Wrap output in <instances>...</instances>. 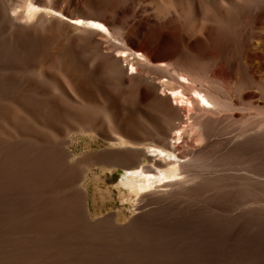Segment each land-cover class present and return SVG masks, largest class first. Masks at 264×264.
<instances>
[{"label": "bare ground", "instance_id": "1", "mask_svg": "<svg viewBox=\"0 0 264 264\" xmlns=\"http://www.w3.org/2000/svg\"><path fill=\"white\" fill-rule=\"evenodd\" d=\"M0 120L17 131L0 144L66 160L73 134L111 143L68 171L77 184L86 164L124 170L136 210L212 185L235 240L264 214V0H0ZM73 195L85 206L86 189Z\"/></svg>", "mask_w": 264, "mask_h": 264}, {"label": "rangeland", "instance_id": "2", "mask_svg": "<svg viewBox=\"0 0 264 264\" xmlns=\"http://www.w3.org/2000/svg\"><path fill=\"white\" fill-rule=\"evenodd\" d=\"M0 124V136L10 138L11 133H17L12 124L1 123V120ZM18 129L21 128L18 126ZM95 137L100 140L96 141ZM95 137L84 140L71 135V143L66 146L68 160L63 156L65 165L63 154L57 151L38 148L37 152L28 143L0 144V194L7 195V198L4 196L5 213L0 209L4 216V221L0 219L3 221L0 237L5 240L0 238V245L5 249L0 247V264H264V214L249 215L247 219L251 220L247 225L251 223L249 229L255 230L240 232L233 240L235 235L230 225L222 224L215 214L214 206L221 201L210 184L212 187L208 185L203 190L191 186L180 202L168 203L163 210L149 206L143 211L121 200L116 186L121 181L118 175L124 171L122 169L86 164L83 179L76 184L72 170L68 171L71 169L69 161L111 145ZM208 172L203 171V175L213 178ZM76 187L86 189V207L78 206L73 195ZM142 212H146L144 220L138 219ZM217 221L224 226L219 227Z\"/></svg>", "mask_w": 264, "mask_h": 264}]
</instances>
